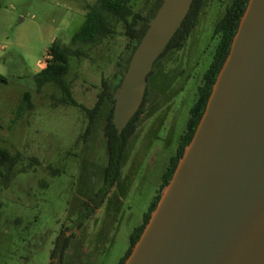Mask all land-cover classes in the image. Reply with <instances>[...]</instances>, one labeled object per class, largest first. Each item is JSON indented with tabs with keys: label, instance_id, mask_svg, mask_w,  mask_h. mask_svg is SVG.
I'll return each mask as SVG.
<instances>
[{
	"label": "rangeland",
	"instance_id": "obj_1",
	"mask_svg": "<svg viewBox=\"0 0 264 264\" xmlns=\"http://www.w3.org/2000/svg\"><path fill=\"white\" fill-rule=\"evenodd\" d=\"M95 1L0 0V75L6 78L0 83V152L14 159L11 170L8 162L0 164V264H48L60 233L70 238L60 264L119 263L160 191L218 43L214 27L230 0H204L183 46L158 60L120 176L97 207L89 199L102 186L106 114L85 134L89 120L82 109L59 102L62 93L51 83L37 91L33 79L53 41L68 45L84 21L82 7ZM153 1L133 0L131 8L144 14ZM113 24V34L69 59L65 80L75 102L87 109L101 79L113 82L127 57L124 26ZM24 92L31 109L20 107ZM86 204L91 213L82 220Z\"/></svg>",
	"mask_w": 264,
	"mask_h": 264
},
{
	"label": "water",
	"instance_id": "obj_2",
	"mask_svg": "<svg viewBox=\"0 0 264 264\" xmlns=\"http://www.w3.org/2000/svg\"><path fill=\"white\" fill-rule=\"evenodd\" d=\"M192 0H162L112 99L119 135ZM123 264H264V0H248L182 157Z\"/></svg>",
	"mask_w": 264,
	"mask_h": 264
},
{
	"label": "trees",
	"instance_id": "obj_3",
	"mask_svg": "<svg viewBox=\"0 0 264 264\" xmlns=\"http://www.w3.org/2000/svg\"><path fill=\"white\" fill-rule=\"evenodd\" d=\"M132 1L133 0H96L94 4L84 5L82 7V10H84V21L79 29L70 38L69 44L66 45L61 42L60 39H55L48 49L49 59L46 61L45 67L33 75L37 91H40V88L43 85L51 83L62 93V98L59 99V102L70 104L82 109L89 120L85 134H90L92 132L94 123L98 120L103 111L106 114L105 121L102 126L106 154V165L102 170V186L99 191L95 192L89 199V203L94 204L96 207L98 206V203L100 204L102 202L104 197L103 195L107 193L109 188L115 184L120 176L124 153L127 144L137 127L139 114L147 101L150 77L154 74L158 60L168 51L177 50L183 46L186 38L195 26L198 14L204 2V0H192L190 9L181 22L180 27L176 30L163 52L155 60L151 71L147 75V85L141 105L122 132L118 135L111 122L114 103L112 94L120 83L122 72L126 70L132 52L147 28L148 20L155 14L162 0H154L146 9L144 14L133 12L131 8ZM247 3L248 0H230L226 5L224 15L214 27L213 35L217 36L218 43L214 50L212 59L207 69L202 74L201 82L197 87L196 99L189 108V116L186 121L185 129L180 134L175 152L172 156H170L168 164L162 173L161 183L159 185L160 191L169 182L179 159L183 155L185 147L189 144L194 134L205 109L213 84L229 52L232 38L236 32L238 23L247 6ZM113 22H121L124 26V35L127 37L129 42L127 45V57L121 64H119V69L116 72L113 82L110 83L105 78L101 79V90L97 94V100L91 109H87L75 102L71 94L70 85L65 80V76L69 70V59L71 57H83L86 54L83 51L84 46L94 45L102 38L113 34ZM4 82H6V78L0 75V83ZM22 106L27 107L28 109L32 108L30 94L28 92H24L23 94L20 107ZM3 161L8 162L7 168L11 170L14 159L9 158L6 155V152H0V164L3 163ZM160 191H157L156 195L152 198L147 211L143 215L142 224L133 230L130 237V246L118 264L124 263L134 244L139 239L152 211L155 209L159 201ZM89 207L90 206L86 204L85 211L81 214L82 220L88 217L91 213V209H89ZM82 220L79 222H82ZM69 241L70 238L64 233H60L56 237L54 247L50 253L51 261L48 264H55L54 261H52L53 258H57V264H60L63 254L69 245Z\"/></svg>",
	"mask_w": 264,
	"mask_h": 264
},
{
	"label": "crops",
	"instance_id": "obj_4",
	"mask_svg": "<svg viewBox=\"0 0 264 264\" xmlns=\"http://www.w3.org/2000/svg\"><path fill=\"white\" fill-rule=\"evenodd\" d=\"M41 65H42V63H41V64H39V70H41V69H42V66H41ZM43 65H46V62H45V63H43ZM40 67H41V68H40ZM44 67H45V66H44ZM44 67H43V68H44ZM173 154H174V153H173Z\"/></svg>",
	"mask_w": 264,
	"mask_h": 264
},
{
	"label": "flooded vegetation",
	"instance_id": "obj_5",
	"mask_svg": "<svg viewBox=\"0 0 264 264\" xmlns=\"http://www.w3.org/2000/svg\"><path fill=\"white\" fill-rule=\"evenodd\" d=\"M144 107H145V106H144ZM93 195H94V194H93ZM93 195H92V196H93Z\"/></svg>",
	"mask_w": 264,
	"mask_h": 264
}]
</instances>
